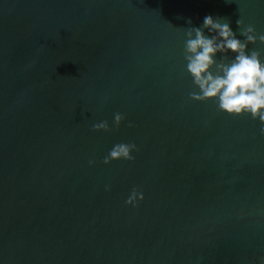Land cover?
<instances>
[{
	"label": "water",
	"instance_id": "obj_1",
	"mask_svg": "<svg viewBox=\"0 0 264 264\" xmlns=\"http://www.w3.org/2000/svg\"><path fill=\"white\" fill-rule=\"evenodd\" d=\"M208 15L264 34V0H0V264H264L262 125L189 98Z\"/></svg>",
	"mask_w": 264,
	"mask_h": 264
},
{
	"label": "clouds",
	"instance_id": "obj_2",
	"mask_svg": "<svg viewBox=\"0 0 264 264\" xmlns=\"http://www.w3.org/2000/svg\"><path fill=\"white\" fill-rule=\"evenodd\" d=\"M236 24L243 40L237 38L229 21L211 15L204 17L200 27L186 29V71L199 90L190 92L189 98L201 103L214 101L217 110L229 116L250 115L253 120H259L262 125L260 133L264 135V62L261 51H248V45H256L257 42L264 45V34H258L252 25L245 26L240 19ZM205 30L211 35H205ZM229 53L233 54V59L229 58ZM123 120L120 113L114 115L117 129ZM92 130L109 132L111 129L107 121H103L93 124ZM135 150V144H116L103 163L131 161V153ZM137 198L143 200V195L134 188L126 203L135 206Z\"/></svg>",
	"mask_w": 264,
	"mask_h": 264
}]
</instances>
